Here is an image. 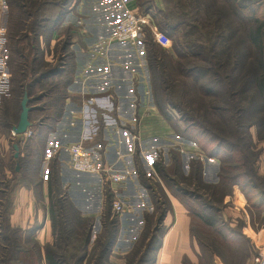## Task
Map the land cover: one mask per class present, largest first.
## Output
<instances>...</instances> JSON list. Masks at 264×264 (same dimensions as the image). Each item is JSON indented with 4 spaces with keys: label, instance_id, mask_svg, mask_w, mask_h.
<instances>
[{
    "label": "trees",
    "instance_id": "obj_1",
    "mask_svg": "<svg viewBox=\"0 0 264 264\" xmlns=\"http://www.w3.org/2000/svg\"><path fill=\"white\" fill-rule=\"evenodd\" d=\"M5 1L9 8L8 21H13L12 15L15 13L21 15L22 28L27 27V22L32 23L27 27L26 33L41 37L43 33L39 31V27L45 24V34H53L59 20L74 0ZM144 4L145 11H151L152 0H145ZM164 7V10L154 12L157 30L172 40V49L179 59L183 60V64L169 66L158 64L157 61V64L151 63V71L158 70V73L154 74L155 80L151 81L153 100L165 118L174 125L177 135L178 124L170 114V109L178 113L179 121L184 123L183 137L204 150L207 162H218L219 174L216 181H207L204 178V161L196 158L189 161V172H184L186 179H179V182L175 180V176L180 173L182 167L180 159L177 156L173 159L175 168L171 173V170L167 171L164 156L159 153L154 167L160 180L144 177L146 171L139 162L140 176L143 177L144 185L156 197L154 192L164 191L169 199L166 190L169 186H164L163 183L167 181L172 182L171 187L181 183L179 190L185 197L201 201L198 205L203 212L191 211L187 202H181L188 208L191 217L198 218L206 227L216 228V234L224 238L227 246L221 248L216 245L210 248L205 244L194 233L192 217L193 236L198 240L202 252L208 250L214 257H221L223 263L231 264L227 253L237 251L238 254L242 249L236 250V247L243 246L247 253L242 252L243 259L249 258V248L254 244L243 230L241 234L231 232L233 237L242 239V244H238L241 242L227 238L218 229L223 223V205L227 203L226 197L233 193L234 186H238L244 198L248 200V218L252 224H257L261 217L258 223L260 226L264 225V214L260 216L264 210V176L260 175L257 169L260 151L251 132L252 128L256 127L259 139L264 134V0H164ZM17 36H20V33ZM57 65L37 73L35 64H31L28 73L31 79L27 84V92L32 111L34 101L41 99L34 98L32 89L52 76L65 72L67 74L69 66H75ZM19 66L18 72H23L26 77L25 71L29 68L26 66L23 70V65ZM150 75L153 76L152 73ZM182 76L186 79L182 80ZM66 78L46 92L45 89L44 92L42 90V93L51 97V93L61 84L64 104L68 95L66 89L73 79H68V76ZM22 88H18L21 93ZM192 89L195 96H190ZM61 114L62 112L58 117ZM18 145L20 147L19 142ZM18 160L20 161V157ZM60 176L56 168H53L52 172L49 170L54 239L44 247L34 239L36 226L26 232L20 227L7 226L10 199L0 207L5 210L4 214H1L0 222V264H41L44 259L47 264H113L110 259L112 255L122 257L117 248L119 220L112 214L114 194L111 188L108 187L109 204L106 210L109 211L106 212V226H102V232L94 238L92 218L85 217L76 206L73 209L79 216V226H69L70 220H67L65 215L62 216L65 213L62 202L71 201L57 186L63 185ZM20 181L24 182L23 177L18 178L11 189H5L3 194L13 193ZM182 184L185 187L181 186ZM58 208L61 211V223ZM163 212L166 214L167 210ZM163 220L164 217L160 223ZM29 237L32 238L33 244L28 242ZM154 241L155 238H149L143 255L137 259V264H146L147 252L156 244ZM160 243L161 240L154 248L155 253ZM24 254H27V257H24ZM31 256H35L36 261ZM128 263L132 261L128 260ZM152 264H155V258ZM184 264L192 262L185 258Z\"/></svg>",
    "mask_w": 264,
    "mask_h": 264
},
{
    "label": "rangeland",
    "instance_id": "obj_2",
    "mask_svg": "<svg viewBox=\"0 0 264 264\" xmlns=\"http://www.w3.org/2000/svg\"><path fill=\"white\" fill-rule=\"evenodd\" d=\"M104 1L110 2L111 4L113 0ZM144 2L145 0H137L136 3L140 5V8L135 10L143 13L148 12L149 10L145 11L144 9ZM5 12L6 10L3 9V16L0 18V64L6 65V69H4L5 73L1 72L0 74L2 78V81L0 82V197H4L6 203L9 200L10 194L4 195L3 192L5 189L7 190V188L11 189L14 185L13 180L18 166L19 171L22 169V174L27 178V180H38L41 171L40 167L42 165L41 159H43V157L45 158V156H49L47 160L48 173L49 170L52 172L53 168L58 170L61 175L60 179L63 180V185L59 184L57 186L61 192L65 193V196H67L71 201L69 203H60L62 206H64L65 212L62 216L65 215V218H67V220L69 219L71 222V225L69 226H79L78 222L80 221L75 209H73L75 205L70 199V197H74V200L77 201L80 206L85 207L89 204V206L92 207L89 210L84 209V211H87V214L84 216L87 218L90 217V219L93 217L91 219V222L94 224L93 237L96 234L101 233L102 226H106V212L107 210L109 211V209L106 210V207L108 208L107 204H109L108 187H111L113 192L116 190L127 203L125 212L114 216V218L117 217L119 220L117 226H119L118 238L120 237V242H118L117 248L119 254L122 257L112 255L110 258L111 262L113 264H137V259L143 255V251L145 250L149 238L153 237L155 238L154 243L156 244L153 245V248L148 250L146 255V264H152L156 255L154 248L160 242L164 234L166 217L172 212L170 198L168 199L164 191L154 192L157 194V197L152 192L148 195H146V193H143L144 195L141 193L136 195L138 191L148 192V190L147 188H144V185L136 187V185L130 183L128 186H126L127 181L130 178L122 183L116 184L111 183L107 178L102 180L96 176L78 173L69 167V156L65 149L66 145L58 148V144L61 143V140L56 142L53 141V139H56L54 138L55 131H57L56 122L58 119H60L59 117L63 116L62 114L64 113V104H62V95L64 92L62 89L63 86L60 84L57 89L51 93V97L50 95L43 94L42 90L44 92L45 89L46 92L49 88L58 85L60 81L62 82L66 80V76H68V79L73 78L67 89L65 88L67 92H70V85H73V81L76 76V74H73L75 71V66L72 67V65H70L67 69L69 71L67 74H65V76L63 75L64 77L60 75L52 76L50 79L45 80L44 83H41L32 89L34 98H41L40 101L33 103L34 109L30 114V120L36 121L34 123V133L36 132V135L32 139L28 140L27 145L24 147V149H22L24 157L20 159V161L18 160L19 158H14V144L21 142L22 136H13L12 130L13 126L17 125L19 122L22 97L27 92V84L31 79V77L28 76V73H30L31 64H35L37 73L46 71L49 68H54L55 66H58L57 64H102L104 62L103 53L94 57L92 54L89 55L87 52H89L91 49H93L92 51L99 49L100 51H104L105 48L102 47L104 44L102 45L101 42L104 41L103 39L105 37L100 36L99 42H97L95 45L90 44L92 40H95V38L92 37V35H90V33H88L85 29L86 24L81 20L82 15L76 16L78 21L73 20V24L70 23V25L58 28V32L55 31L53 34L49 35L45 34L44 26L46 25L43 23L44 25L39 27V31L43 33V36L40 37L39 35L38 37L37 35L34 37L32 34H30V32L26 33V30L28 31L27 27L32 24L31 21L26 23L27 27L24 29V26L23 28L21 27L22 24L20 20L23 16L16 15L15 11H13V13H15V15H12L13 21L9 22L8 15ZM153 29L154 26H151V24L147 25L140 43L135 47L128 43H118V45L115 44L107 47L106 49L109 53V56L112 54H118V58H125V55L127 54L125 51L121 52L119 49L127 51L135 50L137 53H141L140 61L143 60L145 62L144 64L146 65V68L148 67L151 89V81H154L156 78L154 74L158 73L157 69L156 71H151V63L168 64L169 66L171 64H183V60L179 59V56H177L172 49V40L170 41V39L163 35L160 37L157 35V37L151 31ZM101 31L102 33H106L105 29H102ZM18 33H20V36H17ZM179 37H181V34ZM163 43L169 48H166ZM81 51L82 54L79 53ZM112 51H118V53H112ZM21 64L23 65L21 67L23 70L24 68L26 69V66L29 68L25 71L26 77H24L23 72H18L20 71L18 67L20 68L19 65ZM151 73L153 76L150 75ZM180 78L182 80L186 79L183 76ZM20 86L23 87L22 93L21 90L19 91L18 89L21 88ZM190 96H195V91L193 89ZM61 112V116L58 117ZM170 114H172L175 122L178 124V135L174 138H170L169 141L173 142V139H178L180 142H178L176 145H170L161 139L154 142L156 143L155 147L149 146L148 143L141 142L140 148L142 160L146 173L148 175H152V173H150L153 171L151 166L152 160L153 158H158L159 153H162L164 156L163 160L167 166V171L169 172L171 170V173H173L175 168L173 159L177 156L181 161L182 167L179 170L180 173L175 176V180L179 181L180 179L184 181L186 179L184 172H186L189 168V161L191 159L194 160L199 158L200 155L198 154L199 152L196 153V151H182L183 147L188 145L185 143V141H191L185 139L186 137H183L182 135L184 123L179 121L180 117L178 113L173 109H170ZM251 132L254 136L257 149L260 151V159L257 163V169L259 174L264 176V173H262V171H264V166L261 167L262 163H264V134L262 138L259 139L256 127H253ZM50 133H54V136L52 135V141H50L48 147L45 148L47 145L46 140L48 137H50ZM195 147L198 148V146ZM199 149L202 150L200 147ZM6 151L9 155L7 154V156H3ZM52 152H54V155H51ZM203 154V161H207L208 159L205 157L204 150ZM113 169H115L114 166ZM218 172L219 166L217 167V170L211 174V178L214 179L212 182L216 181L215 178L219 174ZM45 173L46 172H43V174ZM133 173L134 172H131V175H133ZM155 177L157 180H159L157 175ZM166 182L167 181H163L164 186L166 184L169 186H167L168 188L166 189L168 190L167 192L171 198L175 197L182 202H187L191 211L193 210L195 212H203L200 208V205H198L202 203L201 201L189 199L188 197H185L179 190V188H181V183L176 187H171V185H173L172 182ZM181 186L185 187L183 184ZM154 188L156 190V186H154ZM82 189L86 192L82 191ZM232 190L233 193L226 197L227 203L223 205V223L218 227V229L221 230V232L224 234V236H227V238H234L236 241L241 242L238 244H242V239L239 237H233L231 232H240L241 234L243 230L247 237L249 236L254 242L253 245L251 244V248H249V258L245 257L243 259L244 255L242 252L244 251V254H247L243 246L236 247V250L238 248L242 249L238 252V254L235 250L236 252L234 253H227V257L231 259V264H236V262L237 264H254L256 257L261 253L264 254V225H259L261 217H259L257 220V224H252L250 218H248V200L246 197L244 198L238 186H234ZM81 193L85 194V199L91 198V200H89V202H84ZM101 199L103 200V206L105 205L102 211H100L101 209L98 210V206L101 204ZM79 200H82L83 202ZM165 209L167 210L166 214L163 212ZM114 213L117 214L116 212ZM58 214V217L60 216L59 220L61 223L62 218L59 208ZM263 214L264 210L261 212L260 216ZM163 217L164 220L162 223H160ZM170 219L171 217H169V220ZM193 220L194 233L210 248L216 245L217 247L221 246V248L227 246L224 238H221L216 234V228L206 227V225L202 224L201 221L196 217H193ZM28 242L31 244L34 243L31 237L28 238ZM201 253L202 255L199 264H218L219 262L220 264H225L223 263L224 261L221 257L218 255H215L214 257L208 250H204L203 252L201 250ZM23 256L27 257V254H24ZM128 260L132 261V263H128Z\"/></svg>",
    "mask_w": 264,
    "mask_h": 264
},
{
    "label": "crops",
    "instance_id": "obj_3",
    "mask_svg": "<svg viewBox=\"0 0 264 264\" xmlns=\"http://www.w3.org/2000/svg\"><path fill=\"white\" fill-rule=\"evenodd\" d=\"M136 2L137 0H113L110 4V2L104 0H74L68 11L59 20L56 32H58V28L70 25V23L73 24V20L78 21L76 16L82 15L81 20L86 24L85 29L95 38L90 44L95 45L100 41V36L105 37L103 39L105 40L115 33L117 22L126 14L127 10L140 8V5ZM0 6L9 15V8L5 0H0ZM151 6L153 7L151 9L153 14L164 10V0H152ZM102 29H105L106 33H102ZM165 47L169 48L166 45ZM104 48V51H100V49L92 51L93 49L90 48L91 52H87L94 57L103 53L104 62L102 60V64H74L75 71L73 74H76V76L73 85H70V92L64 99L63 116L57 120L55 136L54 133H50V137L46 140L47 145L45 148L52 141V135L56 138L53 141L61 140L58 148L65 145L67 147L73 142H82L104 163L114 166L115 170L134 172L127 181L126 186L130 183L136 185V187L143 186V177L140 176L139 171V162L145 170L140 148L141 142L155 147L156 143L154 142L161 139L170 145H176L180 141L178 139H173V142L169 141L170 138L177 136L176 128L165 118L154 103L148 67L146 68L143 60L140 61L141 53H137L135 50L119 49L127 54L125 58H118V54L109 56L106 50L107 47ZM79 53L82 54V51ZM112 53H118V51H112ZM65 74L66 72L60 76H65ZM92 96L95 101L90 102L89 108L86 109L84 105L87 103L88 98ZM31 122L30 130L33 132L32 136L21 135L22 140L19 142L20 159L24 157L22 149L27 145V141L36 135V132L34 133V123L36 121ZM185 143L188 145L183 147V152L196 151L200 155L201 150L199 147L196 148L194 143L188 141H185ZM7 154L6 151L2 155L7 156ZM51 155H54V152ZM48 158L49 156H45V158L41 159L42 165L38 180L32 179V181H29L23 176L22 169L20 171L16 169L13 181L16 183L18 178L23 177L24 182H18L13 193L9 195L10 207L7 211V226L20 227L25 232L27 229L36 226L34 239L41 247H44L54 239L52 234L50 184L47 170ZM156 159L153 158L152 160L153 171L150 172L152 175L146 173L144 177L158 181L155 177L157 173L153 167V162ZM68 164L71 168L70 156ZM204 164L205 178L208 181L214 180L211 178V174L217 170L218 162L211 160L209 162L204 161ZM262 166H264V163H262ZM43 172L46 173L43 174ZM188 172L189 168L186 173ZM217 177L215 180H217ZM144 188H147L148 192L138 191L136 195H139V193L142 195H144L143 193H146V195L151 193L148 187L145 186ZM82 191L84 190L82 189ZM81 194L84 202L91 200V198L85 199L84 193ZM169 198L172 212L166 217V226L155 255V264H184L185 258L189 259L192 264H199L202 253L200 244L192 233V217L189 210L179 199L171 198L170 196ZM70 199L76 209L83 215L87 214L84 209L89 210L92 208L89 204H84L86 205L85 207L80 206L74 200V197H70ZM79 201L83 202L82 200ZM102 201L101 199V204L98 206V210L101 209L100 211L105 207ZM3 205H5V198L0 197V207ZM2 208H0V222L2 221L1 214H4L5 211ZM169 217H171L170 220ZM0 226L2 225L0 224ZM119 240L120 237L118 242H120ZM31 258L35 260V256H31ZM41 264H47L45 259Z\"/></svg>",
    "mask_w": 264,
    "mask_h": 264
},
{
    "label": "built area",
    "instance_id": "obj_4",
    "mask_svg": "<svg viewBox=\"0 0 264 264\" xmlns=\"http://www.w3.org/2000/svg\"><path fill=\"white\" fill-rule=\"evenodd\" d=\"M3 16V9L0 6V18ZM151 24L154 29L151 30L156 36H162L158 30L155 22V17L152 11L139 12L136 10H127L126 14L117 22L115 33L106 38L102 43V47H109L118 43H128L135 47L140 43L142 36L145 33L146 26ZM157 36V37H158ZM100 47V48H102ZM5 64H0V74L5 73ZM2 78L0 76V82ZM95 101V98L89 97L87 103L84 107L89 108L90 102ZM32 131L30 128L25 133L29 137L32 136ZM12 135L17 136V134L12 130ZM67 152L70 156V166L71 168L82 174H89L96 176L105 180L108 179L111 183H122L130 178L131 171L122 170L116 171L111 165H108L102 161L95 153H93L87 146L82 142H73L66 147ZM204 154L203 150L200 153V159L203 160ZM116 197H115V194ZM114 199L112 202V214L113 216L124 213L126 209V201L120 196V194L115 190ZM116 212L117 214H115ZM264 252V251H263ZM254 264H264V254H259L256 257Z\"/></svg>",
    "mask_w": 264,
    "mask_h": 264
},
{
    "label": "water",
    "instance_id": "obj_5",
    "mask_svg": "<svg viewBox=\"0 0 264 264\" xmlns=\"http://www.w3.org/2000/svg\"><path fill=\"white\" fill-rule=\"evenodd\" d=\"M29 104H30V97L28 92H26L21 101V113H20L19 122L17 125L13 126V131L17 135H24L32 125L30 120V112L32 111V108L30 107ZM14 149H15V158H19L20 147L18 143L14 144ZM17 170H19V166L17 167Z\"/></svg>",
    "mask_w": 264,
    "mask_h": 264
}]
</instances>
